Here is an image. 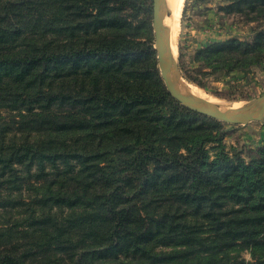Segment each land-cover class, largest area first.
<instances>
[{
    "label": "trees",
    "instance_id": "obj_1",
    "mask_svg": "<svg viewBox=\"0 0 264 264\" xmlns=\"http://www.w3.org/2000/svg\"><path fill=\"white\" fill-rule=\"evenodd\" d=\"M151 1L0 0V208L28 213L0 222V264H264V146L225 149L168 93ZM220 9L264 20V0ZM194 55L250 68L264 26Z\"/></svg>",
    "mask_w": 264,
    "mask_h": 264
},
{
    "label": "rangeland",
    "instance_id": "obj_2",
    "mask_svg": "<svg viewBox=\"0 0 264 264\" xmlns=\"http://www.w3.org/2000/svg\"><path fill=\"white\" fill-rule=\"evenodd\" d=\"M225 3L226 0H184L176 41L175 63L178 74L185 83L195 85L205 93L237 108L264 95V58L260 63L250 68L219 75L211 73L210 67H206L194 57L196 50L214 41L231 37L251 41L260 27L264 26V20H248L238 13H225L220 9ZM122 12L130 14L132 10L129 6H123ZM151 33L154 48L153 28ZM144 34L146 35V32ZM188 77H195L201 84L189 80ZM0 113L7 116L5 111H0ZM219 122L223 131L222 143L225 145V149L230 151L235 149L245 159H249L258 147L264 146V138L261 137V139L259 135L260 132H264V120L249 122L247 129L245 127L248 123ZM257 132H259L258 135ZM2 193L1 196H4L6 191H2ZM22 199L29 201L30 198L23 195ZM22 209L24 206H15L6 212V209L0 208V222L6 224L9 221L25 217L28 213L21 212ZM242 256L250 259L249 251L244 250ZM29 259H34V257Z\"/></svg>",
    "mask_w": 264,
    "mask_h": 264
},
{
    "label": "water",
    "instance_id": "obj_3",
    "mask_svg": "<svg viewBox=\"0 0 264 264\" xmlns=\"http://www.w3.org/2000/svg\"><path fill=\"white\" fill-rule=\"evenodd\" d=\"M152 28L160 76L168 93L180 104L216 120L232 124H247L253 120H264V95L247 102L242 107L219 108L197 95L178 88L170 73L172 66L171 45L167 37V30L163 25L162 0H152Z\"/></svg>",
    "mask_w": 264,
    "mask_h": 264
},
{
    "label": "bare ground",
    "instance_id": "obj_4",
    "mask_svg": "<svg viewBox=\"0 0 264 264\" xmlns=\"http://www.w3.org/2000/svg\"><path fill=\"white\" fill-rule=\"evenodd\" d=\"M184 0H162V18L163 25L167 30V37L171 45V59L172 66L170 69L171 77L175 85L181 90L197 95L219 108L231 107L232 105L223 102L207 93L201 88L185 83L181 76H179L176 68V54H177V35L180 27V16L183 9ZM179 81V82H178ZM234 106V105H233Z\"/></svg>",
    "mask_w": 264,
    "mask_h": 264
},
{
    "label": "crops",
    "instance_id": "obj_5",
    "mask_svg": "<svg viewBox=\"0 0 264 264\" xmlns=\"http://www.w3.org/2000/svg\"><path fill=\"white\" fill-rule=\"evenodd\" d=\"M249 124H250V123H248V124L246 125L245 129L248 128V125H249ZM263 131H264V129H263ZM258 133H259V132H257V135H258ZM259 135H260V138H261V137L264 138V132H260ZM260 138H259V140L262 139V138H261V139H260Z\"/></svg>",
    "mask_w": 264,
    "mask_h": 264
}]
</instances>
